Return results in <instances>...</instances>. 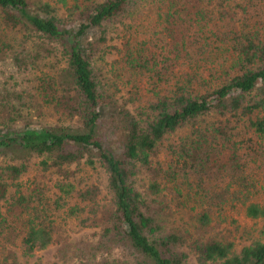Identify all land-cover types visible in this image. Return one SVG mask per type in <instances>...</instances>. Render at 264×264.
I'll list each match as a JSON object with an SVG mask.
<instances>
[{
	"label": "trees",
	"instance_id": "trees-1",
	"mask_svg": "<svg viewBox=\"0 0 264 264\" xmlns=\"http://www.w3.org/2000/svg\"><path fill=\"white\" fill-rule=\"evenodd\" d=\"M49 246L264 264V0H0V264Z\"/></svg>",
	"mask_w": 264,
	"mask_h": 264
},
{
	"label": "rangeland",
	"instance_id": "rangeland-1",
	"mask_svg": "<svg viewBox=\"0 0 264 264\" xmlns=\"http://www.w3.org/2000/svg\"><path fill=\"white\" fill-rule=\"evenodd\" d=\"M94 176L96 178V175ZM235 218L238 219L241 223L242 229L240 230L245 231V235H244L245 237H243L244 243H250L248 236L256 234L257 229L261 226V220L253 221L249 218H246L244 215H240V216L236 215ZM236 236L238 238L240 237L239 234H236ZM240 240L241 239H239L238 242H241ZM54 251H55L54 246H49L48 248L43 249V250H37L29 258L21 259V263L22 264H51L54 261L53 260Z\"/></svg>",
	"mask_w": 264,
	"mask_h": 264
}]
</instances>
